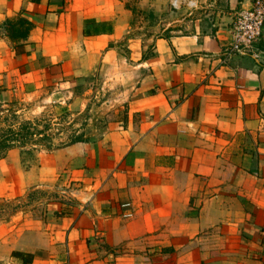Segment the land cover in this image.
Listing matches in <instances>:
<instances>
[{"label":"crops","instance_id":"1","mask_svg":"<svg viewBox=\"0 0 264 264\" xmlns=\"http://www.w3.org/2000/svg\"><path fill=\"white\" fill-rule=\"evenodd\" d=\"M252 3L151 38L125 0H0V106L95 111L74 141L40 133L29 164L17 144L3 152L0 197L63 196L43 219L0 224V264H24L13 251L31 264H264V31L228 55ZM21 17L34 27L12 40L5 23Z\"/></svg>","mask_w":264,"mask_h":264},{"label":"rangeland","instance_id":"2","mask_svg":"<svg viewBox=\"0 0 264 264\" xmlns=\"http://www.w3.org/2000/svg\"><path fill=\"white\" fill-rule=\"evenodd\" d=\"M228 0H125V4L134 11V29L136 32L147 33L151 38L158 36L170 37L175 34H196L212 25L217 17L223 13L220 8L221 2ZM20 105L0 106V137L8 128L21 129L27 122L31 129L23 130L26 137L17 142L19 147L24 148V161H35V145H42L39 142V134L42 132L45 142L51 141L53 146H60L63 143L76 140V132H85L94 124H86L94 114V107L87 108L81 113L79 111L70 114L62 107L48 106L42 115L36 118L34 114L26 110L18 111ZM71 116V117H70ZM40 118V119H39ZM72 120V121H70ZM36 134V135H34ZM52 135V138H51ZM47 137V138H46ZM51 139V140H49ZM8 149V148H7ZM7 149L0 146V157ZM32 161V162H33ZM7 178V175H6ZM29 192L17 196L0 197V224L4 227L13 228L17 222L23 219H43L48 212V203L53 201L54 196L62 200L63 195L53 190L35 191L31 197ZM35 199H42L44 202H37ZM46 201V202H45ZM9 232V231H8ZM10 235L8 234V238Z\"/></svg>","mask_w":264,"mask_h":264},{"label":"built area","instance_id":"3","mask_svg":"<svg viewBox=\"0 0 264 264\" xmlns=\"http://www.w3.org/2000/svg\"><path fill=\"white\" fill-rule=\"evenodd\" d=\"M264 31V0H253L252 6L239 10L232 21L231 43L228 55L232 51L251 48L263 35ZM230 51V52H229ZM125 203L124 206H129ZM126 213L125 216H131Z\"/></svg>","mask_w":264,"mask_h":264},{"label":"trees","instance_id":"4","mask_svg":"<svg viewBox=\"0 0 264 264\" xmlns=\"http://www.w3.org/2000/svg\"><path fill=\"white\" fill-rule=\"evenodd\" d=\"M5 27L7 30L8 36L12 40L15 39H27L28 34L30 30L34 27V23L29 20L27 17H21L18 21L8 20L5 23ZM86 35H89L88 32ZM18 49L23 46V43H18ZM16 45V49H17ZM16 51H19V50ZM29 129H31L30 123L27 122L21 126L20 130H17L15 128H8L5 132V134L0 137V146L3 149H7L12 145H16L17 142H20L21 139H24L29 133ZM23 130H28L26 133L23 132ZM42 133V132H41ZM36 135V134H34ZM13 255L20 258L24 264H31L33 255L26 252L21 251H13Z\"/></svg>","mask_w":264,"mask_h":264}]
</instances>
